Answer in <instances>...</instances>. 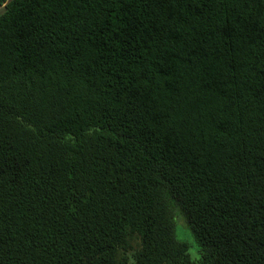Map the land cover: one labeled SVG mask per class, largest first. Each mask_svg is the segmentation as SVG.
<instances>
[{"label":"trees","instance_id":"1","mask_svg":"<svg viewBox=\"0 0 264 264\" xmlns=\"http://www.w3.org/2000/svg\"><path fill=\"white\" fill-rule=\"evenodd\" d=\"M0 264H264V0H0Z\"/></svg>","mask_w":264,"mask_h":264},{"label":"rangeland","instance_id":"2","mask_svg":"<svg viewBox=\"0 0 264 264\" xmlns=\"http://www.w3.org/2000/svg\"><path fill=\"white\" fill-rule=\"evenodd\" d=\"M178 218H179V215H176V217L174 218L176 237L178 240L183 241L186 244H188V254H189L190 259L192 261H197L199 259V253H198V248L196 246L194 238L192 236V233L189 227L186 225V223L185 222L184 224L181 223L182 220Z\"/></svg>","mask_w":264,"mask_h":264}]
</instances>
